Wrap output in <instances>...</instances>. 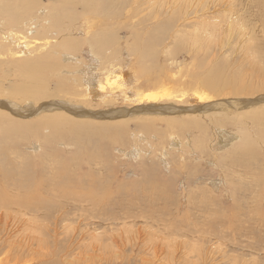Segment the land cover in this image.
<instances>
[{
  "label": "rangeland",
  "instance_id": "1",
  "mask_svg": "<svg viewBox=\"0 0 264 264\" xmlns=\"http://www.w3.org/2000/svg\"><path fill=\"white\" fill-rule=\"evenodd\" d=\"M151 1L40 0L36 9L24 12L23 16L27 15L26 19L29 18L33 22H31V25H27V28H30L31 32L34 31V34L30 35V32H27L31 36L27 37L25 32L22 33L28 39L27 41L34 42V48L37 47L34 51L35 54L32 53L34 55H32V58L35 57L34 59H37L43 55L34 40L37 41L39 39L38 42L42 43L40 46L44 47L45 42L51 45L69 36L66 39L67 43L71 41L73 43L78 42V46L72 51L76 56H74L76 61L71 62L73 64L72 69L86 70L89 65L96 66L97 62L92 60L88 46H84V43L82 44L81 42L88 33L86 39H92L95 43H97L96 39L107 40V42H104L105 44H102V50L105 49V46L107 47V57L101 65L102 71H100L102 79H105V72L108 71V74L112 73L113 69L111 68L115 65L118 66L120 71L129 70L135 79V83L131 85L134 88L128 87L129 90L126 95L119 93L116 96H112V98H108V96L96 97L94 95L95 97H93L92 94H88L84 86V80L80 79L82 75L79 74V71L77 72L78 74L71 75V77L66 75L68 74L66 73L64 75L68 78L65 80L66 82L64 79L57 82L56 77L52 75L51 77L48 76L49 78L47 77L49 82L47 84V88H49L47 95L51 96L49 99H65L91 110H105L110 107L109 105L115 108H131L138 103L139 96L143 93L156 95L162 94L163 91L161 90H169L168 92H173L172 96H174L171 102L180 107H191L199 104L198 93L205 90L204 86L202 87L195 80L196 76L194 75L199 73L219 76V81L224 80L225 82L227 78V80L233 81V83L225 87L219 83L212 91L206 90V93L204 92L208 96V100L210 98L209 101L214 103L218 104L224 101L223 103L226 104L227 100H236L240 99V97L241 99H252L264 95V76L259 72L252 73L239 60L244 56L242 47L244 43L241 40H236L237 29L235 27L232 31L226 29L229 11L231 10V7L227 4L228 0L225 2L223 0H200V7L195 8L191 4L192 9H197L198 12L194 14L189 10L184 16L185 19L179 18L180 14L176 8V3L166 6L164 10H161L162 12L159 10V15H157L158 12L154 11L156 12V16H154L151 12L152 10H149L150 8L147 6ZM242 2H244L245 6L247 3L250 12L253 9L256 10L255 7L252 8L249 0H242ZM3 5L8 10L14 9L13 4L4 2ZM54 10L55 12L52 13ZM59 12H61L64 19H62L59 26H56L52 24L53 15L56 16ZM11 15H15V13L12 12ZM262 15L259 14L256 19L262 20L264 18ZM197 19L200 23L195 25V27L201 28V31L209 26L211 27V25L220 27V36L217 38L218 41L216 40L218 45L206 44L207 49L205 50L207 54L205 53L204 56L199 54L198 57L193 54L192 50H196V47H194L195 45L190 39L183 41L181 37L178 38V35L181 34H186L187 36L193 34L194 29L191 28L192 25H189ZM174 20H176L175 24ZM42 23L48 26L42 29V36H36L38 27ZM86 29H88L87 33H85ZM189 32L191 34H187ZM22 34L20 33V35ZM14 51L13 53L19 52L18 49ZM35 55L38 56L36 57ZM54 55L57 58V62H55H59V65L68 63L61 54L56 52ZM149 55H153L154 58ZM193 56L196 57L198 64L203 63L201 66L202 68L205 67V70L201 69V72L193 67ZM206 61L207 64L205 66ZM50 65L54 67L53 64L50 63ZM215 70L216 73L214 74ZM154 71L159 72L161 76L157 79L147 80L145 78L146 75L152 74ZM5 73L0 74V98L4 99V96H11L17 102H20L18 97L12 96L13 92L10 91L11 88L20 86L17 74L13 72L4 75ZM192 73L194 74L190 78ZM9 78L11 79L10 81L8 80ZM236 79L243 80L239 82ZM60 83L65 85L63 89H66V93H60L55 88V85H60ZM77 83L79 84L78 86ZM110 99L112 100L110 101ZM105 100H107V103L110 101L112 104L103 103ZM30 103L32 102L30 101ZM163 103L165 104V101ZM257 111L245 110L237 112L240 114L238 115L237 124L222 122L218 125L213 120L209 121L208 118H206L205 122L202 118H199V126H187V128L181 121L190 120L191 118L198 119V117L133 119L129 120L124 128L110 126V129L106 126L115 125V122L100 120L99 123H104V128H108L109 132L101 135L100 129L102 127L100 128V125H98L99 127H97L96 131L91 132L92 140L90 143L85 142L83 145H77L76 142L73 143L68 138V133L65 134L63 132L64 134L62 133L61 137H57L59 140L57 139L56 141L61 142L63 140L62 143L66 144L65 147L57 143L46 146L42 142H36L41 150L35 147L34 137H16L17 139L10 137L9 144L5 145V148L2 146L4 150L3 152L0 151V164L3 165L4 170L5 162L8 168H13L15 165L22 167V169L28 167L30 175H32L31 172L35 165L39 167L45 165L41 169L42 171L39 170L38 175L39 173H46L50 176V169L55 164L57 169L67 171V178L73 177L76 178V181L68 184V186H71L70 189L72 188L71 190L69 189L70 193L59 197V204L61 205L59 206L63 208L54 210L55 206H52L54 203L49 205L50 208H47L49 210L47 211V219L49 221H39L40 233L30 237L29 244L32 246L28 248V251L23 249L22 252L21 250L15 253L9 252L11 249L6 247V245L11 239H17V233L9 236V233H1L2 230H0V264H264V179H262L264 178V173L262 174V171L264 172V139H262L264 138V132L263 135L261 133L262 129H264V121L260 123L248 119L251 113ZM142 120L145 122L143 125L141 123L143 122ZM174 120L176 121L174 122ZM146 121H150V125L144 127L147 124ZM258 124L261 125V128ZM14 125H17V123L14 122ZM256 125L257 127H255ZM207 126H209V130ZM198 127H203L202 129L204 130L202 131ZM216 128H223L226 132L233 133L238 131L236 133L237 136H239L240 128H247L246 133L250 134L253 142L259 143L253 149L254 154L250 155V157L248 156L250 159L241 156V158L238 157V160L233 155H230V158H232L231 163L220 164L222 160L228 157L225 152L234 155H237V152L229 150L230 147L226 143V146H224V134L220 133L222 136L219 137L220 131L215 132ZM255 128L258 130L256 131ZM45 132L47 131L43 133ZM170 132L175 133L179 139L181 138L182 140L180 139V141L182 143L184 140V143L190 140L189 144H191L192 150L186 146L181 148L182 150L172 149L170 151V149H167V146L168 148L171 146L169 142L171 139L168 136ZM139 134H143L149 141L147 143L150 144V146L147 145L141 139L143 137H138L140 139H137L139 140V142L137 141V146L143 151L140 154V158L118 153V147L129 151L131 149L132 151V148L136 147L135 137L133 136ZM214 136L219 139V141L217 139V146L213 144L214 140H216L213 139ZM107 137H120L123 142L113 144ZM245 138L248 137L242 132L240 142H244ZM191 139H194L195 143ZM236 142L239 141L236 140ZM113 145L116 146L112 147ZM80 146H84V148ZM205 148L210 150V152ZM163 150L166 155L163 154ZM6 153H8V156ZM238 153L241 154L242 152ZM233 158L234 161H232ZM57 163H60L59 166H56L58 165ZM229 164L232 165V170L231 166H228ZM12 168L8 169L12 173H6L8 177L12 174L16 175V167L13 168L15 171H12ZM222 168L226 170L224 171ZM75 169L77 172L82 169V176L79 182L77 177H75ZM234 169V173L238 175L237 177L233 175ZM228 174L230 175L228 176ZM255 181L258 184H255ZM65 183L67 184L68 182ZM250 187L255 188L254 190L252 189L254 195L247 193V191L250 192ZM46 188H48L49 192L50 187L47 186ZM238 189L239 193H236ZM83 190L88 191L91 195H96L93 198L95 201L89 200L86 194L82 197L75 194V192L79 193ZM240 190H243L241 194L245 193V195L242 196ZM245 190L246 192H244ZM238 194L242 198L244 197L245 203L243 202L244 204H242L244 207L241 205L244 200H241ZM251 197L252 199L249 200ZM238 198L240 199L238 200ZM236 201L241 203L239 202V204ZM88 202L94 203V208H91V204ZM230 205L233 207H229ZM53 210L54 212H52ZM88 211H92V213ZM251 211L252 216H250ZM245 212L249 213L246 214ZM62 214L66 215L64 220L61 217ZM59 215L60 218L57 219L56 217ZM244 216L246 217L244 218ZM93 217L98 218L95 219ZM211 227L214 228L212 229Z\"/></svg>",
  "mask_w": 264,
  "mask_h": 264
},
{
  "label": "bare ground",
  "instance_id": "2",
  "mask_svg": "<svg viewBox=\"0 0 264 264\" xmlns=\"http://www.w3.org/2000/svg\"><path fill=\"white\" fill-rule=\"evenodd\" d=\"M209 1H211V0H209ZM223 1L225 2L227 0H223ZM249 1L251 3L252 8L255 7L256 10L253 9V11L250 12V10L248 9L247 3L245 6V4H243L244 2H242V0H228L227 4L229 5V7H231V10L229 11V18H228V22L226 23L227 24L226 29L229 31H232V29L235 27L237 29L236 30L237 31L236 40H241V42L244 43L242 46L244 56H242L239 59L242 61L243 66L250 69L252 73L253 72H256V73L259 72L262 76H264V42H262V41H264V18L262 20L256 19L259 16V14L260 15L263 14L262 16H264V0H249ZM4 2L13 4L14 9H12V10L6 9L3 5ZM39 3H40V0H0V57H3V58H0V74H3L6 72L4 75H7L9 73L14 72L17 74V80L20 83L19 87H13L10 89V91L13 92L12 96H17L18 99L20 100V102H17L11 96H4V99L0 98V151L1 152H3L5 145L9 144L10 137L11 138L12 137H15V138L21 137L22 138V137H27V136L28 137H34L35 143L36 142H42L43 145H46V146H50L52 143H57L58 145L62 144V146L65 147L66 144L62 143L63 140L61 142H57L56 140L58 139L57 137H61V135H63L64 133L65 134L68 133V138H70V140L73 141V143L76 142L77 145H83L85 142L90 143V141L92 140L91 139V132L96 131L97 127H99L98 125H100V128L102 127V129H100V134L103 135V134H106L109 132L110 126H114V127L118 126L119 128H121V127L124 128V126L127 125V122L129 120H133V119L152 118V117L153 118L154 117L181 118V117H185V116L186 117H198V119L191 118L190 120L185 119L184 121H181V123L184 126H186V128H187V126H192V127L199 126V118H202L204 122H205L206 118H208L209 121L213 120L218 125H219V123H222V122H224V123L232 122L234 124H237L238 123V117H239L238 115H240L237 112H239V111L241 112V111H245V110H247V111L258 110L257 112L251 113L249 115L248 119L251 121H257L260 123H262V121H264V109H263L264 106L261 107L262 105H264V95H262L259 98H252V99H241V97H240V99H236V100H227L226 104L223 103L224 101L223 102L219 101L220 103H218V104L214 103L213 101H209L210 98L208 100V96L205 95L206 90L212 91L217 85H219V83L222 84L223 87H225L226 85L233 83V81L227 80L228 78L226 79L227 81L225 80V82L223 79H222L223 81H219L218 80L219 76L216 77V76L203 74V73H199V74L194 75V76H196V78H195L196 82L201 84L202 87L204 86L203 88H205V90H203V92L201 91L198 93V100L200 101V102L198 101L199 104L196 106H191V107L190 106L189 107H180L178 105H175V103L171 102L172 97H174V96H172L173 92H168L169 90H167V91L161 90V91H163L162 94H156V95H150V93H148V94L143 93L142 95L139 96L138 103L131 108H124V107L115 108L114 106L109 105V104H112L110 102L112 99H110V101L108 103H107V100L103 101V103L110 106L109 108H107L105 110H91V109L86 108L83 105L75 104L74 102L68 101L65 99H63V100L51 99L50 100L49 98H51V96L47 95V92L49 91V88H47V84H49L48 78L51 77L52 75H54V77H56L57 82H60L63 79H64V81L68 79L66 76H64L66 73H68L66 75L71 77V75L78 74L77 72L79 71V74L82 75V78H80V79H82V81L84 80V82H85L84 86L86 87L85 89H87L88 94H90V95L92 94L93 97H95V96L96 97L108 96V98H112V96H116L119 93L126 95L128 93V90H129L128 87L134 88V86H131V85L133 83H135V79H134L133 75H131L129 70L120 71V69H118L117 65L112 66V68H111V69H113L112 73L108 74L107 73L108 71L105 72V75H106L105 79H102V75L100 74V71H102L101 65L103 64L104 60H106V57H107L106 56L107 47L105 46V49L102 50V46H103L102 44H105L104 42H107V40L104 41V40L96 39L97 43H95L94 40L92 41V39L91 40L86 39L88 36V33H87L88 29L85 30L86 31L85 33H87L86 36L83 35L86 38H84V40L81 42H82V44L84 43L83 44L84 46H88V50L90 52V55L92 56V60L97 62L96 66L89 65L86 67V70L79 69L78 67H76L78 69H75V68L72 69L73 68L72 63H73V61H76V58H75L76 56L72 53V51H73V49H75L78 46V42L74 41L75 43H73L71 41L70 43H67L66 39L69 36H67L65 38H62L63 37L62 36L61 40L56 41L54 44H51V45H48L45 42V44L43 45L44 47L40 46L42 43L38 42L39 39H37V41L34 39H31V40H34L36 42L38 49H40V51H42V53H43V55L38 57L37 59H34L35 57L32 58L34 56L32 53L35 54L34 51L37 49V47L34 48L35 47L34 42L33 41L29 42L30 40L27 41L28 39H26V37L23 36L24 34H22L23 32H25V34H27V32L28 33L30 32V35L34 34V31L31 32L32 30H30V28H27V25H31L32 20H30L29 18L26 19L27 15L23 16V13L28 12V10L32 11V10L36 9L37 8L36 6L39 5ZM173 3L174 4L176 3V8H177V10H179V14H180L179 18L180 17L184 18V16L186 15V13L189 10H191L192 13H194V14H196L198 12L197 9H192L191 4L194 5L195 8L200 7V5H201L200 0H152L150 2V4L149 3L147 4V6H149V8H150L149 10H152L151 12L154 14V16H156V12H158L157 15H159V10L160 11L164 10V8L166 6L173 4ZM225 6H226V4H225ZM154 11H156V12H154ZM12 12H14L15 15H11ZM54 12H55V10L52 13H54ZM8 17H9V19H8ZM53 17H54V20H52V24L56 25V26H59L62 19H64L63 16L61 15V12H59L56 16L53 15ZM175 19L177 20V18H175ZM198 19L189 25V26L192 25L191 28L194 29L193 34H191V32H189L187 34H191L190 36H187L186 34L185 35L184 34L178 35V38L181 37V39H183V41H186V39L188 41V39H190V41L195 45L194 47H196L195 48L196 50H192V51L194 52L193 54L197 57L199 54H200V56L205 55V53H206L205 49H207L206 44L213 45V46L218 45L216 40H217L218 36H220V27H213L211 25V27L209 26L207 29H204L202 31H201V28H196L195 25L200 23V21ZM176 20H174V24L176 23ZM219 23H221V22H219ZM258 23H259V25H258ZM20 25H21V27H20ZM23 26H24V28H23ZM47 26L48 25L42 23L38 27L39 29H38V32H36V36H42L41 31H42V29H44ZM82 32H84V31H82ZM20 33L22 35H20ZM95 34H97V33H95ZM30 35L27 34L26 36L31 37ZM203 45H204V48H203ZM209 45H207V46H209ZM68 46H70V48H68ZM79 47H81V46H79ZM16 49H18L19 52L17 51L16 53H13V52H15L14 50H16ZM133 49H135V48H133ZM56 52L58 54H61V56H63V58H65V60L68 63L67 64L62 63L60 65L58 64L59 62L56 63L57 58L54 55ZM108 52H110V51H108ZM168 54L170 55V53H168ZM15 55H17V56L15 57ZM149 56H152L154 58L153 55H149ZM207 57H210V56H207ZM206 59L208 60V58H206ZM108 60H109V58H108ZM50 63L53 64L54 67H52L50 65ZM109 63H108V65H110ZM202 64L203 63L198 64L196 57L193 56V67H195L199 71H201V69L205 70V67L202 68V66H201ZM206 64H207V61L205 62V66H206ZM243 66H241V67H243ZM119 67H120V65H119ZM213 69H215V68H213ZM212 72H213V70H212ZM212 72H211V74H212ZM215 73H216V70H215L214 74ZM193 74L194 73H192L190 75V78L193 76ZM220 75H221V73H220ZM159 76H161V74L159 72L154 71V73H152V74L150 73L149 75H146L145 78L147 80L157 79V78H159ZM8 80L10 81L11 79L9 78ZM236 80H239V82H240L243 79H236ZM60 85H62V86H60ZM60 85H55V88H57V90L60 93L61 92L66 93V89H63V87L65 85H63L61 83H60ZM78 85L79 84L77 83V86ZM155 86H157V85H155ZM84 97H86V96H84ZM176 97L178 98V96H176ZM179 97H180V95H179ZM47 99H49V100L44 101ZM177 100H179V99H177ZM30 101L32 103H30ZM163 101H165V104L163 103ZM259 107H261V108H259ZM34 119H36V120H34ZM100 120L104 121V122H108V121L115 122L116 124L106 126L109 128L108 129V128H104V125H103L104 123L103 124L99 123ZM13 121L16 122L17 125H14ZM142 121L143 122H141V123L143 125L145 122H144V120H142ZM175 121L176 120H174V122ZM146 123L147 124H145L144 127H147L150 125V121H146ZM259 126L261 128V125H259ZM207 127L209 130V126H207ZM255 127H257V125ZM198 128H200L202 131L204 130V129H202L203 127H198ZM237 128H238V125H237ZM116 129H118V128H116ZM218 130L220 131L219 137L222 136L221 134H224V136H223L224 137L223 138L224 146H226V144H228L230 147L229 150L237 152V155H234V154L229 153V152H225L226 153L225 155H227L228 157L225 160H222V163H220L222 165H223V163L231 161L232 158H230V155L231 156L233 155V157H235L237 160H238V157L241 158V156L247 157V158H248V156L250 157V155L254 154V152H253L254 147L256 148V146H258V144H259V143L258 144L254 143L253 140L251 139L250 134L248 132L246 133V131L248 130L247 128H240L239 129V136L236 135V133L238 131H235L236 133L226 132L225 130H223V128H221V129L219 128V129L214 130V131L216 132ZM257 130L258 129H256V131ZM263 130L264 129H262V132H261L262 135L264 132ZM44 131H47V132L43 133ZM173 132L168 133V136L171 139L169 141L171 143L170 144L171 146L169 148L167 146V149H170V151L172 149L173 150L174 149L175 150H179V149L182 150L181 148H184L185 146L188 149H191L192 146H191V144H189L190 140L186 139L187 141L184 143V141H185L184 140L182 143L180 141L181 138L179 139L178 136ZM199 132H201V131H199ZM242 132L245 135H247V137H248V138L244 139L245 140L244 142H240L241 141L240 137L242 135ZM46 133H47V135H46ZM56 133H57V135H55ZM117 136H118V134H117ZM201 136H203V135H201ZM133 137H135L134 141L136 143V147L132 148L130 146L132 148V151H131V149L129 151V150H126L122 147H118V149H119L118 153H123V155H127V156L130 155L133 157L138 156L140 158V156H141L140 154H142L143 151L141 148H138L139 146H137V141L139 142V140H137V139H140L138 137H143L141 139H143L147 145L150 146V144L147 143L149 141L145 138V136L143 134L135 135ZM214 137H213V139H216L213 142V144L215 146L217 144L218 137H216V136H214ZM108 138L111 142H113V144H116V142L117 143L123 142V140L120 137H117V138L107 137V139ZM200 139H202V138H200ZM262 139H264V138H262ZM101 140H103V139L101 138ZM124 140H125V138H124ZM193 140L191 139L192 142L195 141V140L194 141ZM236 140L239 142H236ZM21 141L23 142V140H21ZM218 141H219V139H218ZM222 145H221V147H222ZM115 146L116 145H113L112 147H115ZM214 146H212V147H214ZM35 147L40 149V146L37 143H36ZM80 147L84 148V146H80ZM209 149H210V147H209ZM10 150H11V148H10ZM193 150H194V148H193ZM207 151L210 152V150H207ZM257 151H258V149H257ZM217 152H219V151H217ZM238 152H242L241 153L242 155ZM219 153H221V152H219ZM163 154H165L164 150H163ZM6 155L8 156V153H6ZM100 155H102V154L100 153ZM56 156H57V154H56ZM216 156H218V155H216ZM33 157L35 158V156H33ZM79 157H81V156H79ZM255 157H257V156H255ZM27 159H29V158H27ZM243 159H246V158H243ZM248 159H250V158H248ZM5 160H7V159H5ZM215 160H218V159H215ZM258 160H259V158H258ZM232 161H234V158ZM1 163H3V162L1 161ZM17 163H18V161H17ZM87 163H88V161H87ZM215 163H216V161H215ZM59 164L56 166H59ZM95 164H97V163H95ZM211 164H213V163H211ZM28 165H30V164H28ZM51 165H52V163H51ZM51 165H50V167H51ZM207 165L211 166L210 164H207ZM219 165H217V166H219ZM245 165H246V163H245ZM44 166L39 167V166L35 165V168L31 172L32 175H30L28 167L22 169V167H20V166L17 167L15 165L13 168L16 167V175L12 174V175H10V177H8L6 173L11 172L8 169H11L12 167L8 168L7 163L4 162V167H5V170H4L3 165L0 164V172H1V175H0V230H2L1 233H5V232L9 233V236H11L13 233L14 234L17 233V239L16 240H12L10 238L11 241L8 242L7 245L5 244L6 247H9V249H11L9 252L15 253V252L20 251V250L22 252L23 249L28 251V248L30 246H32L31 244H29V242L31 240L30 237L35 236L34 234L40 233L39 232L40 231L39 221L40 220H48L47 219L48 218V212L47 211H49V210L47 208L48 207L50 208L49 205H52V203H54L52 205V206H55L54 210L56 208L57 209L63 208V207H60L61 205L59 204V200H60L59 197L67 195L68 193H70L69 189L71 186H68V184L73 183V181H76V178H73V177L67 178L66 177L68 175L67 171L64 169H63V171H62V169L61 170L59 168L57 169L55 167V164L53 165V167H51V169L49 168L51 170L50 176L46 173H39V175H38V172H40L39 170H41ZM212 166H214V165H212ZM215 166H216V164H215ZM228 166H231V170H232V168H233L232 165L229 164ZM13 168H12V171H15V170H13ZM222 169H224V168H222ZM247 169H249V168H247ZM225 170L226 169H224V171ZM75 171H76V169H75ZM234 171H235V169L233 170V175H234V177H237L238 175H236V173H234ZM81 172H82V169H80L78 172L76 171V173H75V177H77L78 182L80 180V177L82 176ZM241 172H242V170H241ZM228 173H229V171H228ZM251 173H253V172H251ZM263 173L264 172L262 171V174ZM230 174H231V172H230ZM230 174H228V176ZM100 177H101V175H100ZM263 177H264V175H263ZM97 179H98V174H97ZM262 179H264V178H262ZM229 180H230V178H229ZM145 181H147V180H145ZM65 182H68V183L66 184ZM256 182L257 181H255V184H258ZM211 183H213V182H211ZM47 186L50 187L49 192H48V188H46ZM143 187H146V186H143ZM247 189H249V188H247ZM252 189L254 190L255 188H251V190H249L250 192L247 191V193L248 194L252 193L251 195H254V193L252 192L253 191ZM243 190L242 191L240 190V194H241V192H243ZM83 191H84V193H83ZM83 191H81L79 193L75 192V194L81 195V197L86 194L88 196L89 200H91L93 202V200H94L93 198H95L96 195L94 196V195L89 194L88 191H85V190H83ZM155 192H156V190H155ZM244 192H246V190ZM236 193H239V189ZM238 195H236V196H238ZM241 195L243 196V195H245V193L241 194ZM243 198L241 197V200ZM239 199L240 198H238V200ZM250 199H252V197L249 198V200ZM92 202H88V203L91 204V208H94V203H92ZM105 202H106V200H105ZM236 202H238V201H236ZM243 202L245 203V200L242 201V203L240 202L241 205L244 204ZM256 203H257V205H259L258 202H256ZM95 204H96V202H95ZM108 204H109V202H108ZM233 205H234V203H233ZM247 205H249V204H247ZM242 206L244 207V205H242ZM229 207H233V206L230 205ZM245 208H247V207H245ZM54 210L52 212H54ZM91 210L94 211L93 209H91ZM235 210H236V208H235ZM250 210H249V212H250ZM92 211H90V212L92 213ZM226 212H227V210H226ZM249 212H247V213H249ZM95 213H97V212H95ZM236 213H238V212H236ZM228 214H233V213H228ZM258 214H256V215H258ZM50 216L52 217V215H50ZM65 216H66L65 214L61 215L63 220H64ZM250 216H252V211H251ZM220 217H218V218L220 219ZM245 217L246 216H244V218ZM56 218L57 219L60 218V215L57 216ZM93 218H95V217H93ZM97 218H95V219H97ZM239 220H241V219H239ZM200 221H202V220H200ZM235 223H236V221H235ZM225 224L224 225L222 224V225L226 226L227 224L226 225ZM46 226H47V224H46ZM196 228H198V227H196ZM223 228H220V229H223ZM46 231H47V229H46ZM215 233H216V231H215ZM31 249H30V251H31ZM5 250L7 251V249H5ZM9 255L11 256V254H9ZM7 257H8V255H7ZM27 261H29V260H27Z\"/></svg>",
  "mask_w": 264,
  "mask_h": 264
}]
</instances>
